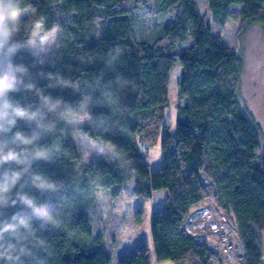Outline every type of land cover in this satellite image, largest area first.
<instances>
[{
    "label": "trees",
    "instance_id": "trees-1",
    "mask_svg": "<svg viewBox=\"0 0 264 264\" xmlns=\"http://www.w3.org/2000/svg\"><path fill=\"white\" fill-rule=\"evenodd\" d=\"M24 2L34 11L23 17L18 39L41 19L45 30L59 24L61 31L46 53L24 50L13 61L29 66L33 74L43 70L79 81L78 93L47 89L73 104L82 95L108 97L91 109L98 121L108 122L107 131L85 123L59 140L42 141H56L61 151L53 162L34 167L62 187L53 194L33 192L37 201H51L58 212L56 227L37 231L42 246L34 255L39 264H110L112 250L95 220L101 212L97 190L113 200L128 180L136 195L151 202L155 260L219 262L205 236L184 229L193 208L208 199L242 244L238 264H261L264 140L260 142L259 125L243 112L237 96L241 57L212 30L198 0ZM205 2L216 24L237 13L240 26L256 23L264 30V0ZM117 46L121 55L111 64L109 53ZM176 60L181 73L172 131L163 118L168 72ZM118 78L126 81L123 87L117 86ZM46 84L39 79L40 87ZM11 95L22 103L36 101L30 93ZM19 127L29 131L23 122ZM75 130L115 147L118 158L85 159L73 142ZM159 136L161 163L150 169L143 150ZM134 217L139 221L140 212ZM25 264L37 261L28 258ZM116 264H150L146 243L138 241L129 253L116 255Z\"/></svg>",
    "mask_w": 264,
    "mask_h": 264
},
{
    "label": "clouds",
    "instance_id": "clouds-1",
    "mask_svg": "<svg viewBox=\"0 0 264 264\" xmlns=\"http://www.w3.org/2000/svg\"><path fill=\"white\" fill-rule=\"evenodd\" d=\"M29 11L34 9L28 8L24 0H0V264H25L28 258L39 264L34 255V249L42 246L37 231L58 224V212L52 202L37 201L33 195V192L53 194L62 187L34 167L39 162H53L61 151L56 141L52 144L42 141L48 137L59 140L69 129L85 123L98 130H108V122L98 121L91 111L108 97L94 99L82 95L73 104L61 96H53L47 89H71L78 93L79 81H69L43 70L33 74L29 66L13 61V57L24 50L39 48L46 53L56 44L61 31L59 24L45 30L41 19L29 35L18 39L23 17ZM120 55L118 46L112 49L109 53L111 64ZM39 79L47 81L45 87L39 86ZM116 84L123 87L126 81L118 78ZM21 92L32 94L36 101L22 103L12 98V93ZM20 122L29 131L21 129ZM80 139L87 144L90 154L118 158L115 147L99 140ZM11 209L15 211L10 213Z\"/></svg>",
    "mask_w": 264,
    "mask_h": 264
},
{
    "label": "rangeland",
    "instance_id": "rangeland-1",
    "mask_svg": "<svg viewBox=\"0 0 264 264\" xmlns=\"http://www.w3.org/2000/svg\"><path fill=\"white\" fill-rule=\"evenodd\" d=\"M198 4L200 13L206 17L212 30L220 36L223 42L234 48L241 57L242 70L237 96L243 112L250 120L252 118L258 123L259 138L262 142L264 140V30L256 23L240 26L237 13H232L223 24H216L210 18L205 0H198ZM39 51L40 49L37 48L32 52L39 53ZM180 73L181 66L179 61L176 60L168 72V102L164 109L163 118V122L172 131L175 129V107L178 101ZM74 136L77 139L74 140ZM81 137L99 140L102 143L106 142L99 137H87L78 130L73 133V142L85 159L91 161L99 158L100 156L90 154L87 144L80 139ZM143 153L150 169L158 167L161 163L160 136L152 146L144 148ZM97 191L101 212H96V225L103 226L102 230L107 242L106 245L108 250H112L113 253L110 256V264H116V255L126 251L124 249H126L127 242L136 239V241L145 242L150 238L151 202L133 192L132 180L121 184V190L113 200L107 199V194L103 192L102 188ZM208 203L209 201L206 199L200 204ZM136 212H140L139 221H136L134 217ZM151 253L152 245L150 243L149 254L151 255ZM162 262L172 264L169 260H162ZM213 264H217V261H213Z\"/></svg>",
    "mask_w": 264,
    "mask_h": 264
},
{
    "label": "built area",
    "instance_id": "built-area-1",
    "mask_svg": "<svg viewBox=\"0 0 264 264\" xmlns=\"http://www.w3.org/2000/svg\"><path fill=\"white\" fill-rule=\"evenodd\" d=\"M184 229L207 238L210 250L219 257L217 264H238L243 256V247L235 231L209 203L193 208Z\"/></svg>",
    "mask_w": 264,
    "mask_h": 264
},
{
    "label": "crops",
    "instance_id": "crops-1",
    "mask_svg": "<svg viewBox=\"0 0 264 264\" xmlns=\"http://www.w3.org/2000/svg\"><path fill=\"white\" fill-rule=\"evenodd\" d=\"M136 240H134L132 242H127L126 245H125V248L126 249H124L126 251H123V253H118V255L129 253L132 250L133 246L138 241H141V240H138V241H136ZM260 242H261V258H260V262H261V264H264V231H261V234H260ZM145 243H146V245L148 247V255H149V259H150V264H164L162 262V260H160V261L155 260L154 255H153V249H152L151 255L149 254L150 243L152 245L151 236H150V238L147 239V241H145ZM165 263H167V262H165ZM171 263L174 264L172 261H171Z\"/></svg>",
    "mask_w": 264,
    "mask_h": 264
}]
</instances>
